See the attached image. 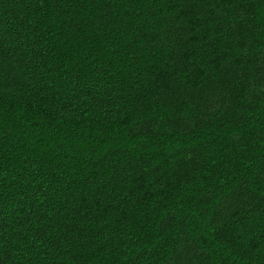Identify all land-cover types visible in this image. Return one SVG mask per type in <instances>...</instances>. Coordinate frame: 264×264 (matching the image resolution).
I'll return each instance as SVG.
<instances>
[{"label": "trees", "instance_id": "16d2710c", "mask_svg": "<svg viewBox=\"0 0 264 264\" xmlns=\"http://www.w3.org/2000/svg\"><path fill=\"white\" fill-rule=\"evenodd\" d=\"M0 264H264V0H0Z\"/></svg>", "mask_w": 264, "mask_h": 264}]
</instances>
